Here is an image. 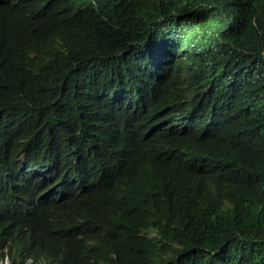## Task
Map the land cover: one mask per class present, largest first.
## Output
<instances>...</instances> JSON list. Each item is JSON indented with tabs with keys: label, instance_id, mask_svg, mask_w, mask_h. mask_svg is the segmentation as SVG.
Segmentation results:
<instances>
[{
	"label": "trees",
	"instance_id": "1",
	"mask_svg": "<svg viewBox=\"0 0 264 264\" xmlns=\"http://www.w3.org/2000/svg\"><path fill=\"white\" fill-rule=\"evenodd\" d=\"M264 264V0H0V264Z\"/></svg>",
	"mask_w": 264,
	"mask_h": 264
},
{
	"label": "clouds",
	"instance_id": "2",
	"mask_svg": "<svg viewBox=\"0 0 264 264\" xmlns=\"http://www.w3.org/2000/svg\"><path fill=\"white\" fill-rule=\"evenodd\" d=\"M6 259V258H5ZM39 263H41V264H47V262L44 260V259H40L39 260Z\"/></svg>",
	"mask_w": 264,
	"mask_h": 264
},
{
	"label": "rangeland",
	"instance_id": "3",
	"mask_svg": "<svg viewBox=\"0 0 264 264\" xmlns=\"http://www.w3.org/2000/svg\"><path fill=\"white\" fill-rule=\"evenodd\" d=\"M8 262V259L6 258V259H4L3 261H2V264H6Z\"/></svg>",
	"mask_w": 264,
	"mask_h": 264
}]
</instances>
